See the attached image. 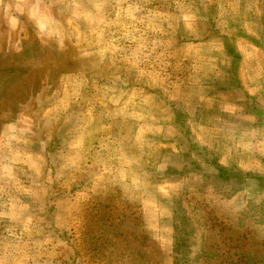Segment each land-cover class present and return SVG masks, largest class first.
<instances>
[{"label":"rangeland","instance_id":"obj_1","mask_svg":"<svg viewBox=\"0 0 264 264\" xmlns=\"http://www.w3.org/2000/svg\"><path fill=\"white\" fill-rule=\"evenodd\" d=\"M0 264H264V0H0Z\"/></svg>","mask_w":264,"mask_h":264},{"label":"trees","instance_id":"obj_2","mask_svg":"<svg viewBox=\"0 0 264 264\" xmlns=\"http://www.w3.org/2000/svg\"><path fill=\"white\" fill-rule=\"evenodd\" d=\"M220 169V168H219ZM218 172H220V170H218Z\"/></svg>","mask_w":264,"mask_h":264}]
</instances>
